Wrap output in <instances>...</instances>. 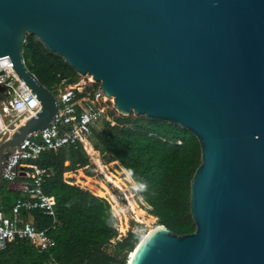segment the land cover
I'll return each mask as SVG.
<instances>
[{
    "label": "water",
    "instance_id": "water-1",
    "mask_svg": "<svg viewBox=\"0 0 264 264\" xmlns=\"http://www.w3.org/2000/svg\"><path fill=\"white\" fill-rule=\"evenodd\" d=\"M26 34L98 83L116 113L197 139L194 230L157 224L125 264H264V0H0V58L40 104L0 141V180L9 150L56 110L24 65Z\"/></svg>",
    "mask_w": 264,
    "mask_h": 264
},
{
    "label": "trees",
    "instance_id": "trees-1",
    "mask_svg": "<svg viewBox=\"0 0 264 264\" xmlns=\"http://www.w3.org/2000/svg\"><path fill=\"white\" fill-rule=\"evenodd\" d=\"M22 57L26 69L54 96L62 86L60 78L67 84L80 78L31 34L24 37ZM97 86L95 82L90 84ZM88 141L103 162L116 160L125 170L141 200L153 210L147 213L156 217V225L162 224L176 234L194 230L189 214V181L199 164L200 150L192 133L165 121L120 115L106 106L101 119L90 128ZM89 162L79 142L38 155L34 163L45 169L41 188L53 198L52 215L34 209L20 211L17 219L19 223L30 219L36 229H43L53 239L54 245L38 250L36 244L25 239H13L0 249V264L126 263L142 237L137 229L143 226L130 220L125 233L118 234L116 217L105 198L68 183L71 178L64 174L74 173ZM85 175L80 172V176ZM16 196L18 192L9 190L7 181L1 179L0 210L4 214L9 213Z\"/></svg>",
    "mask_w": 264,
    "mask_h": 264
},
{
    "label": "built area",
    "instance_id": "built-area-1",
    "mask_svg": "<svg viewBox=\"0 0 264 264\" xmlns=\"http://www.w3.org/2000/svg\"><path fill=\"white\" fill-rule=\"evenodd\" d=\"M60 83L62 86L54 96L56 110L50 121L39 131L27 133L9 150L6 159L3 161L1 179L11 182L17 176L22 175L27 179L16 189L18 196L14 198L9 213L4 214L0 210V249L13 239H25L36 244L38 250H46L54 245L53 239L43 229H36L30 219L20 223L17 219L20 211L27 212L34 209L52 215L53 198L43 193L41 188L45 169L34 163L41 152L57 150L64 145L79 142L84 147L90 161L94 156L97 158L99 155L92 148L88 136L90 135V128L101 119L103 110L107 106L106 102L110 99L103 95L99 86L90 87V84L94 83L91 79L67 84L65 78L62 77ZM0 86L3 87L0 90V138L3 137L4 139L24 120L34 116L39 110L40 104L29 88L18 80L12 71L9 59L6 57L0 58ZM97 160L101 167L109 165L113 172L117 173L113 167L115 165L119 170H122L123 173L121 174L128 176L116 160L103 162L100 156ZM87 166H92V163L89 162ZM94 166L97 170H102L96 165L92 167L94 168ZM113 172L107 171V175L112 180L106 178V173L102 174V177L115 187L117 186L113 183L114 181L122 186L123 181L120 180V175H115ZM122 178L125 180L124 176ZM128 178L131 181L129 176ZM68 183L74 182L68 181ZM85 188L91 191L87 187ZM117 188L121 189L120 187ZM102 189L104 192L108 190L107 186L103 184ZM104 195L101 197L105 198L112 211L116 213L118 204L115 199L110 198L109 200ZM52 264L57 263L53 262Z\"/></svg>",
    "mask_w": 264,
    "mask_h": 264
},
{
    "label": "rangeland",
    "instance_id": "rangeland-1",
    "mask_svg": "<svg viewBox=\"0 0 264 264\" xmlns=\"http://www.w3.org/2000/svg\"><path fill=\"white\" fill-rule=\"evenodd\" d=\"M90 76H80L79 80L87 81V79H90ZM56 96V95H55ZM107 106L112 108V102L111 100H108ZM113 109V108H112ZM98 123V122H96ZM95 125V124H94ZM93 158H96L95 156ZM92 158V159H93ZM97 158H99V155H97ZM97 158L94 160L95 165L102 170H97L92 164V166H89L88 168H79L74 173H65L64 177L71 178V182L77 183L81 186L87 187L92 192L97 193L98 195H103L106 198L110 200L115 199L116 203L118 204V208H116V213L113 212L114 216L117 220V231L118 234H123L128 229L130 220L134 223L141 224L143 226L142 229H137L139 231L140 235H144L148 230L156 226V217L151 214L147 213V210L153 211L150 207H148L138 196L136 188L133 186L132 182L129 180L128 176L123 173L122 170L120 171L115 165L113 166L116 172H113V169L109 165L106 167H101L99 164ZM92 163V161H90ZM96 169V170H95ZM112 171L115 175H120L119 178L122 182V186L119 185L117 181H114L116 183L117 187H120L121 189L115 187L112 183L108 182L107 179H111L110 176H106L107 179L103 178L102 174H107V171ZM80 172H83L85 177L80 176ZM125 177V180L122 177ZM112 180V179H111ZM114 180V179H113ZM128 181V183H127ZM102 184L107 186L108 190L106 192L102 189ZM108 192V194H106ZM109 192L112 195H109ZM152 216V217H150ZM135 227V226H134Z\"/></svg>",
    "mask_w": 264,
    "mask_h": 264
},
{
    "label": "crops",
    "instance_id": "crops-1",
    "mask_svg": "<svg viewBox=\"0 0 264 264\" xmlns=\"http://www.w3.org/2000/svg\"><path fill=\"white\" fill-rule=\"evenodd\" d=\"M3 139V137L2 138H0V141ZM27 179V177H25V176H20V177H16L13 181H11V182H8L7 181V188L9 189V190H12V191H16L17 192V188H18V186L21 184V183H23L25 180Z\"/></svg>",
    "mask_w": 264,
    "mask_h": 264
},
{
    "label": "bare ground",
    "instance_id": "bare-ground-1",
    "mask_svg": "<svg viewBox=\"0 0 264 264\" xmlns=\"http://www.w3.org/2000/svg\"><path fill=\"white\" fill-rule=\"evenodd\" d=\"M90 79H91V78H90ZM91 80H92V79H91ZM109 99L112 100L111 98H109ZM154 227H155V226H154ZM154 227H153V228H154ZM151 229H152V228H151ZM151 229H150V230H151ZM150 230H148V231H150ZM148 231H147V232H148ZM147 232H146V233H147ZM146 233H145V234H146Z\"/></svg>",
    "mask_w": 264,
    "mask_h": 264
}]
</instances>
